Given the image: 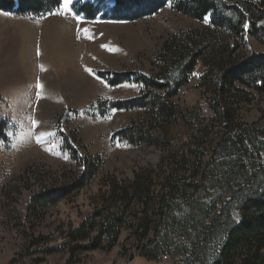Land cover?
<instances>
[{"label": "trees", "instance_id": "1", "mask_svg": "<svg viewBox=\"0 0 264 264\" xmlns=\"http://www.w3.org/2000/svg\"><path fill=\"white\" fill-rule=\"evenodd\" d=\"M60 6L61 0H0V12L18 18H42ZM167 7L203 25L168 37L149 75L116 72L108 81L140 86L135 97L113 103L138 116L113 138L164 154L131 181L109 179L108 189L95 197L93 213L64 233L60 249L67 247L66 264L82 253L112 249L122 231L146 240L147 248L153 244L155 253L179 247L189 264H264V130L240 119L243 108L264 96V0H73L71 5L85 20L118 22L148 19ZM199 63L197 88L208 118L197 107L173 102ZM97 109L104 116L101 104ZM10 129L0 117V143L8 141ZM63 143L75 169L63 186L31 199L28 213L38 218L58 200L76 195L100 168L99 157H78L67 138ZM144 257L153 260L157 254Z\"/></svg>", "mask_w": 264, "mask_h": 264}, {"label": "rangeland", "instance_id": "2", "mask_svg": "<svg viewBox=\"0 0 264 264\" xmlns=\"http://www.w3.org/2000/svg\"><path fill=\"white\" fill-rule=\"evenodd\" d=\"M202 25L168 7L136 22L84 20L73 14L71 4L45 18L0 12V117L11 127L8 141L0 143V264H66L67 247L60 249L64 233L93 213L95 197L108 189L109 179L131 181L138 171L159 163L161 149L131 147L113 138L138 118L113 103L135 97L140 86L108 81L116 72L149 75L157 69L156 57L168 37ZM201 73L199 63L173 102L184 109L197 107L208 118L197 88ZM100 104L104 116L99 115ZM240 119L242 125L264 130V96L243 108ZM64 138L76 156L99 157L101 165L88 185L38 218L28 213L31 199L63 186L75 169ZM153 239L150 233L148 242ZM147 244L122 231L112 249L82 253L78 263L70 259V264H189L179 247L155 253L153 244ZM146 254L157 258L149 260Z\"/></svg>", "mask_w": 264, "mask_h": 264}, {"label": "snow or ice", "instance_id": "3", "mask_svg": "<svg viewBox=\"0 0 264 264\" xmlns=\"http://www.w3.org/2000/svg\"><path fill=\"white\" fill-rule=\"evenodd\" d=\"M71 3H72V0H61V6L64 7L65 9H67L68 5H70ZM53 14H55V13H53ZM245 27H247V25H245ZM84 31L87 32V30H84ZM88 38H91V37L89 36ZM36 87L39 89L42 86L39 84V82H37ZM33 125H35V121H33Z\"/></svg>", "mask_w": 264, "mask_h": 264}]
</instances>
